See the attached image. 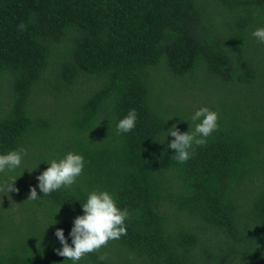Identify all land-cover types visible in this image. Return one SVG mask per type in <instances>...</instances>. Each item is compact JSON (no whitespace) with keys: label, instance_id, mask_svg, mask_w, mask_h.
Instances as JSON below:
<instances>
[{"label":"trees","instance_id":"obj_1","mask_svg":"<svg viewBox=\"0 0 264 264\" xmlns=\"http://www.w3.org/2000/svg\"><path fill=\"white\" fill-rule=\"evenodd\" d=\"M260 26L264 0H0V152L26 150L0 172V264H72L54 229L70 243L100 189L126 233L78 264H264ZM200 106L218 127L178 162L166 129L191 131ZM68 151L85 160L76 182L27 199Z\"/></svg>","mask_w":264,"mask_h":264},{"label":"clouds","instance_id":"obj_2","mask_svg":"<svg viewBox=\"0 0 264 264\" xmlns=\"http://www.w3.org/2000/svg\"><path fill=\"white\" fill-rule=\"evenodd\" d=\"M251 35L259 42L264 43V26L254 28ZM190 119L195 122L191 131L188 129L180 131L173 125L166 129L164 136V139L166 134L173 137L168 140V147L174 149V158L181 163L189 159L193 145L205 144L206 138L218 127L217 112L207 106L196 108L191 113ZM136 120V110L129 109L124 116L118 119L116 128L120 132L126 133L135 127ZM24 154H26V150L23 148L0 152V172L19 167ZM45 162L48 166L37 173V184L29 186L27 199L38 198L37 188L41 194L47 195L61 187L74 184L85 165L83 155L74 151H68L58 159L54 158ZM36 165L30 170L34 169ZM19 175L12 177L8 185V192L17 190L13 182ZM80 207L82 213L72 218L68 231L70 243L65 237L63 228L56 227L54 229V235L61 245L54 250L64 259L70 260L72 264H78L86 253L98 250L109 240L119 239L122 234H125V220L129 216L128 209L118 207L113 194L104 189L89 191L84 202L80 203ZM55 223L57 221L52 217V222L47 223L45 227ZM100 259H103V256Z\"/></svg>","mask_w":264,"mask_h":264}]
</instances>
